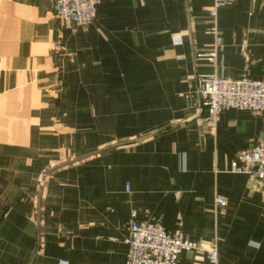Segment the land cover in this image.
I'll list each match as a JSON object with an SVG mask.
<instances>
[{
	"label": "crops",
	"instance_id": "0c3cea01",
	"mask_svg": "<svg viewBox=\"0 0 264 264\" xmlns=\"http://www.w3.org/2000/svg\"><path fill=\"white\" fill-rule=\"evenodd\" d=\"M225 1L212 20L213 0H99L81 27L0 0V264H127L133 212L217 264H264V188L230 171L264 118L211 132L199 95L203 75L264 80V0Z\"/></svg>",
	"mask_w": 264,
	"mask_h": 264
},
{
	"label": "built area",
	"instance_id": "2783aa9c",
	"mask_svg": "<svg viewBox=\"0 0 264 264\" xmlns=\"http://www.w3.org/2000/svg\"><path fill=\"white\" fill-rule=\"evenodd\" d=\"M99 0H52L53 12L60 21L76 26H88L96 19ZM227 6L225 0H213L209 9L212 20ZM215 37V44L209 48L208 61L215 62L222 45V38L215 26L209 29ZM199 95L208 110L207 124L211 132L223 112L246 111L264 118V80L248 77L233 79L217 73L201 76ZM233 174L248 175L258 180L264 188V141L252 149L242 151L232 163ZM128 190V187L126 188ZM215 203L224 208L226 199L217 196ZM124 243L128 246L127 264H179L184 253L199 250L180 232L169 233L162 224L138 220L132 213ZM210 264H217L214 248L205 250ZM60 264H69L61 261Z\"/></svg>",
	"mask_w": 264,
	"mask_h": 264
},
{
	"label": "rangeland",
	"instance_id": "374dc122",
	"mask_svg": "<svg viewBox=\"0 0 264 264\" xmlns=\"http://www.w3.org/2000/svg\"><path fill=\"white\" fill-rule=\"evenodd\" d=\"M210 8H211V7H210ZM210 8H209V9H210ZM208 11H209V10H208ZM61 22H62V21H61ZM63 23H64V22H63ZM65 24H67V23H65ZM67 25H70V24H67ZM81 27H82V26H81ZM84 27H86V26H84ZM194 244H195V243H194ZM195 245H196V244H195ZM196 246H197V245H196ZM197 247H198V249L201 250V251L206 250L205 247H204V248H203V247H199V246H197ZM212 248H214V247L212 246L211 249H212ZM62 261H63V260H62Z\"/></svg>",
	"mask_w": 264,
	"mask_h": 264
}]
</instances>
